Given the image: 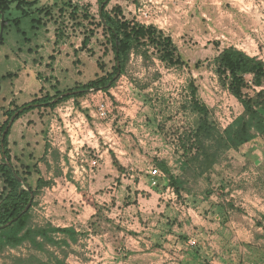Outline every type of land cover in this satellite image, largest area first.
<instances>
[{
  "label": "rangeland",
  "instance_id": "obj_1",
  "mask_svg": "<svg viewBox=\"0 0 264 264\" xmlns=\"http://www.w3.org/2000/svg\"><path fill=\"white\" fill-rule=\"evenodd\" d=\"M116 5L125 19L170 36L183 65L167 67L152 47L146 56L134 51L109 90H85L55 108L39 100L114 64L99 1L39 0L0 14V126L10 112V163L33 188L37 178L49 183L33 198L30 224L77 231L65 264H264L248 260V246L264 253L261 174L239 149L204 174L195 150L185 156L196 119L186 108L191 87L218 131L242 115L215 59L234 47L264 62V0H112L107 9ZM244 80L246 96L264 89ZM27 105L34 109L16 118ZM3 188L0 175V195ZM27 253L26 245L9 249L0 264Z\"/></svg>",
  "mask_w": 264,
  "mask_h": 264
},
{
  "label": "trees",
  "instance_id": "obj_2",
  "mask_svg": "<svg viewBox=\"0 0 264 264\" xmlns=\"http://www.w3.org/2000/svg\"><path fill=\"white\" fill-rule=\"evenodd\" d=\"M98 1L100 4V24L108 35V42L113 54L114 64L111 71L101 77H97L86 85L75 87L68 92L60 93L53 97L46 96L39 100V102H42L40 104L55 108L64 100L83 96L85 90H109L114 86V77L125 73L130 55L134 51L141 52V54L146 56L148 48L152 47L157 51L158 59L167 67L183 65V61L177 54V48L170 36L165 35L162 30L152 25L146 26L135 20L125 19L122 9L118 5L108 10L107 6L112 0ZM12 5L18 10H30L36 5V1L0 0V14L7 12ZM42 10V8H38L37 12ZM5 25L6 20L4 19L3 28H5ZM87 40L86 38L84 39L83 47L87 45ZM215 62L221 73H228L230 80L229 91L241 104L243 113L235 118L223 132H220L211 120L209 109L200 103L196 95V89L191 87L190 98L186 108L196 119L190 131V145L185 151V156H192L190 152L195 150L197 155L194 154L195 157H192V160L196 162L197 170L203 174L213 170L221 155L236 151L241 146L256 139L264 140V89L255 92L250 97L243 93V89L246 86L245 75H251L253 84L256 87H262L264 84V62L234 47L224 49L215 59ZM62 94L63 96L59 98ZM31 109H34V105L22 106L21 111L17 109L13 113L19 111L16 115V118H18ZM6 116H8L7 120L0 126V136H2L10 121V112H7ZM8 135L9 131L7 130L2 140L4 151L2 152V149L0 151L3 157L0 160V175L4 185L3 192L0 195V226H4L12 220L14 222L5 229H0V256L4 255L9 249H16L26 245L29 250L26 255L18 257L9 255V259L13 264H65V258L67 257L65 247L70 249L71 245L76 244L79 235L73 227L59 228L52 226L50 223L43 226H32L30 224V212L33 203L27 212H23L30 200V193L36 196L37 191L48 186L49 183L37 178L36 187L33 188L13 167L16 175L23 180V184L29 189L25 190L21 187L12 169L4 164L5 161L10 162ZM193 161L187 160V163L192 165ZM158 166L161 171L168 172L163 162H160ZM170 178L172 179L171 176ZM52 248H55V250L53 251ZM248 248L255 252L248 256L249 261L255 263L264 262L262 249H253L249 246ZM31 251L42 254L44 259L31 253Z\"/></svg>",
  "mask_w": 264,
  "mask_h": 264
},
{
  "label": "crops",
  "instance_id": "obj_3",
  "mask_svg": "<svg viewBox=\"0 0 264 264\" xmlns=\"http://www.w3.org/2000/svg\"><path fill=\"white\" fill-rule=\"evenodd\" d=\"M24 1L26 2L36 1V4L39 3V0H24ZM259 145H261L260 139L251 141L250 143L245 144L241 148H239V155L243 157L242 160H245L247 162H252V164L255 166V170L257 171V173L261 174V177L264 180V148H262ZM238 194H241V192H238ZM253 199L255 200V197H253ZM262 201L264 202V200Z\"/></svg>",
  "mask_w": 264,
  "mask_h": 264
},
{
  "label": "water",
  "instance_id": "obj_4",
  "mask_svg": "<svg viewBox=\"0 0 264 264\" xmlns=\"http://www.w3.org/2000/svg\"><path fill=\"white\" fill-rule=\"evenodd\" d=\"M3 20H4V18L2 17V18H1V29H3ZM115 78H116V77H114V80H115ZM12 120H13V119H10V121H12ZM10 121H9V122H10ZM8 124H9V123H8ZM7 126H8V125H7ZM6 132H7V127H6V129L4 130V132L2 133V137H1V149H2V152L4 151V150H3V145H2V140H3L4 135H5ZM4 160H6V159L4 158ZM4 164H6L8 167H10V168L12 169L13 174H14V176L16 177L17 181H18L19 183H22V184H23V183H24L23 180H22L21 178H19V177L16 175L15 170L13 169V166L11 165V163L8 162V161H5ZM25 187H26V190L29 189L27 186H25ZM33 198H34L33 193H30V200H29L27 206L25 207V209H24V211H23L24 213L27 212L28 209L31 207V205H32V203H33ZM13 222H14V220L10 221L9 223H7V224L4 225V226H0V229H1V230H2V229H5L6 227L10 226Z\"/></svg>",
  "mask_w": 264,
  "mask_h": 264
},
{
  "label": "built area",
  "instance_id": "obj_5",
  "mask_svg": "<svg viewBox=\"0 0 264 264\" xmlns=\"http://www.w3.org/2000/svg\"><path fill=\"white\" fill-rule=\"evenodd\" d=\"M97 114H98L99 118H105L107 116V107L104 104L99 105L97 108ZM73 125H74V123H73ZM73 125L72 126L69 125L68 129H71V127H73V129H74ZM194 244H195L194 241H191V240L189 241L190 246H192Z\"/></svg>",
  "mask_w": 264,
  "mask_h": 264
}]
</instances>
